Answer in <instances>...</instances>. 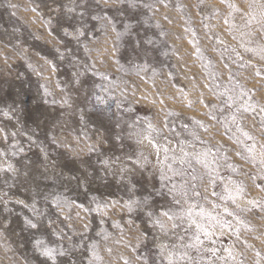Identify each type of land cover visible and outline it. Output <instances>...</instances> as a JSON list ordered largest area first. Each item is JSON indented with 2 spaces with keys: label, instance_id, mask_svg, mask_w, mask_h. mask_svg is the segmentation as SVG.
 Returning <instances> with one entry per match:
<instances>
[{
  "label": "rangeland",
  "instance_id": "rangeland-1",
  "mask_svg": "<svg viewBox=\"0 0 264 264\" xmlns=\"http://www.w3.org/2000/svg\"><path fill=\"white\" fill-rule=\"evenodd\" d=\"M50 2L0 0V109L11 105L13 99L23 100V110L16 114L19 122L0 116V128L6 132H18L14 138L0 139V152L6 154L0 155V163L10 161L21 171L25 166L40 169L44 163L41 147H44L59 171H87L92 174L90 179L93 182L78 187L75 181L54 183L38 177L41 194L55 191L74 201L73 206L65 209L71 216L70 220H65L64 215L57 212L55 205L49 201L48 215L56 220L57 228L63 229L65 238L61 240L52 235L47 227L37 233L22 230L21 214L30 215V212L23 205L16 204L15 200L31 202L33 191L29 189L30 182L20 176L13 178L10 172L0 174V192L12 197L7 206L12 209L13 221L8 231L0 235V264H45L46 258L34 248V239L40 236L53 247L57 244L67 247L69 238L73 243H82L84 247L73 258L83 260L84 264L91 256L90 249L95 241H100L99 254L103 257V264H127L129 261L140 264L141 256L151 259L159 251L156 244L160 241V233L146 222L145 210L137 208L128 213L120 204L142 196L144 188L151 192L153 185L159 187L158 161L163 160V155L150 153L144 145L137 143L135 137L123 141L124 148L118 146L120 141H110L100 145L109 158L120 157L123 160L126 154L143 151L151 163L144 169L137 166V171L123 181L119 176L106 175L104 165L100 163L104 157L89 153L86 148L87 144L96 141L94 133L101 124L119 134L122 129L132 131L130 125L133 120H150L163 128L164 136L180 144L185 137L181 132L172 135L169 126L173 122H189L199 133L205 148L215 150L222 165L219 174L225 178L217 180L214 187L205 181L200 186L199 202L209 209L213 202L234 208L231 201L212 195L213 192L223 195L224 184L229 177L245 187V196H257L258 201L264 202V189L258 187L260 179L255 171L259 165L237 154L243 149L233 136L235 127L230 120L229 126H225L223 119L229 116V108L220 110L227 97L218 95L225 88L239 92L242 86L249 96L254 97L252 103L264 105V89L261 88L264 85V62L256 53L246 51L264 46V39L261 38L264 32L260 31L259 24L253 22L251 29L244 28V12L230 10L225 0H204L203 3L200 0H138L136 7L122 5L119 9L97 6L94 0H89L88 4L77 0L80 7L75 13L59 16L51 12ZM67 2L64 0V3ZM232 2L247 11L248 0ZM145 4H152L153 7L147 8ZM97 15L111 17L116 25L115 31L124 35L117 39L111 28L105 31L101 22L94 19ZM49 18H53L51 25ZM70 25L74 26L71 31L75 28L84 30L85 36L80 37L79 42L61 30ZM49 28L55 31L49 32ZM54 45H58L64 53L63 60L59 59ZM44 58L55 63L56 67L50 69L45 65L41 68ZM29 64L34 68H30ZM77 70L83 73L80 84L74 83ZM41 72L43 75L39 74ZM44 85L53 92V96L45 94ZM105 88L108 91H104ZM62 89L72 96L73 106L70 109L52 103L53 99H60ZM86 94L90 96L87 104ZM213 105L217 107L213 108ZM79 109H83V113ZM210 112L215 113V120ZM245 115V130L257 141L264 140L258 112ZM197 121L202 123L197 125ZM117 122L120 128H114ZM141 127L146 128L147 123H142ZM53 135L59 137L62 143H53ZM29 136L33 137L31 141ZM87 136L92 139L87 140ZM17 141L25 151L13 156L15 148L10 146ZM73 151L79 152V155H72ZM186 151L191 152L188 148ZM194 166L199 170L200 165L195 161ZM174 167L179 168L178 164ZM250 176L252 179H249ZM129 181L136 185L135 189H131ZM93 197L101 202L120 203L106 216L98 212L85 214L79 205L95 207L91 204ZM154 199L156 205L164 203L160 197ZM43 205L44 201L40 199L38 206ZM3 208L0 205V216H8ZM247 208L249 210L239 213L244 223L224 213L222 207L217 209L231 221L239 248L236 250L231 237L217 235L219 246L226 244L232 248L236 260L228 259L227 253L218 252L217 257L224 256L226 261L211 257L216 264H239L240 261L256 264L257 260L264 264V212L255 205H247ZM77 211L83 219L76 216ZM84 224H87L86 230ZM236 227L239 236L234 231ZM176 231L183 235L182 230ZM141 233H146V237L141 238ZM103 234L108 235L107 240L102 239ZM185 240H188L187 236ZM163 242L175 244L177 237L170 235ZM108 248L112 251H107ZM258 251L259 257L256 256ZM241 252L243 255H240ZM65 259L58 257L57 264H63Z\"/></svg>",
  "mask_w": 264,
  "mask_h": 264
},
{
  "label": "snow or ice",
  "instance_id": "snow-or-ice-1",
  "mask_svg": "<svg viewBox=\"0 0 264 264\" xmlns=\"http://www.w3.org/2000/svg\"><path fill=\"white\" fill-rule=\"evenodd\" d=\"M94 2L97 6L103 5L104 7L119 9L122 5L136 7L138 0H94ZM160 2H162V0H160ZM200 2L203 3L204 0H200ZM82 3L88 4L89 0H82ZM225 3H227L230 10L244 12L242 17L244 28L251 29L253 22H255L260 25V31L264 32V0H248L247 11H244L237 4L233 3L232 0H225ZM9 6L14 7L13 5ZM144 6L147 8L153 7L152 4H145ZM49 7L52 13L59 16L62 13L65 15L75 13L80 7V4L77 3V0H68L67 3H64V0H51ZM228 15L231 16L232 12L229 11ZM52 19L53 18H49L48 20L50 25L52 24ZM94 19L101 22L102 28L105 31L111 28L115 32L117 39L124 35V33L115 31L116 25L111 17L97 15ZM72 27L74 26L62 27L61 30L66 36H73L77 42H79L80 37L85 36V32L81 28H75V31H71L70 28ZM128 27H130V25ZM128 27L125 28V32H127ZM233 27H235L234 23ZM48 31L53 32L55 29L49 28ZM241 35H247V33H241ZM261 38L264 39V36ZM149 43H152V41H149ZM85 47L87 48V45H85ZM54 48L59 55V59L63 60L65 56L60 50V47L54 45ZM246 51L256 53L259 55L261 62H264V46H260L259 48H248ZM21 54L23 55L24 53L21 52ZM237 55H239V53H237ZM45 65L50 69L56 67L55 63L47 58H44V64L40 67L43 68ZM29 67L34 68L32 64H29ZM39 74L43 75L42 72ZM82 75L83 73L77 70L74 73V83L80 84V76ZM105 79H107V77H105ZM43 87L46 95H54L47 85ZM110 87L111 85H109V88ZM261 88L264 89V85H262ZM104 91H108V88H105ZM218 95L227 97V99L223 101V107H221L220 110L223 111L224 107L229 108V116L223 119L225 126H229L230 120L231 125L235 127L233 136L243 149L238 150L237 154L259 165V168L255 170L260 179L258 187L264 189V140L257 141V138L249 131L245 130L243 126L244 121L247 119L245 114L248 112H257V110H259V123L261 125V132L264 134V105H254L251 102L254 100V97L249 96L248 92L245 91L242 86L239 92L225 88L223 93H218ZM89 99V94H86V104L89 102ZM96 99L102 100L101 97H96ZM52 103H58L70 109L73 106V99L70 94H66L62 89L60 99H53ZM22 105L23 100L13 99L11 105L6 106L4 109H0V116L6 117L9 120L16 119L17 122H19V118L16 114L23 110ZM233 106L234 110H232ZM215 107L217 106L213 105V108ZM79 111L83 113V109H79ZM209 115L213 120L217 118L214 112H210ZM81 119H83V116H81ZM142 123H147V127H141ZM196 123L200 125L202 121H197ZM120 127L121 125L119 122L114 125V128ZM130 127L132 131H124L122 129L121 133L117 134L112 128L101 124L94 133L97 137L96 141L87 144L86 148L89 153H97L104 157L100 160V163L104 165L103 171L106 175L119 176L121 181L127 179L132 173L136 172L137 166L139 169H144L146 165L150 164L151 161L148 155L143 151H139L126 154L123 160L120 157L111 159L104 153L100 145L107 144L110 141H120L121 143L118 146L124 148L125 145L123 141L135 137L137 143L140 145L148 141L152 147L156 149L158 156L161 152L163 153V160L158 161L159 187L153 185V190L151 192H149L147 188H144L145 194L130 198L124 201L123 204H120V207L128 213L134 212L137 208L144 209V214L147 217L146 222L150 223L152 228L160 233L158 239L161 242L157 244L159 251L155 253L151 259L147 256H141L139 258L140 264H164L165 261L166 264H216V260H213L211 257H217L219 249L214 246L206 247L205 240L213 241V244H215L213 240L214 236L225 235V229L233 230L231 221L225 219L223 214L218 212L217 209L222 207L224 213H228V215L234 216L240 223H244V221L240 219L239 213L249 210L247 205H255L264 212V202L252 199L248 200L246 204H241L239 201L244 199L245 187L229 177L224 184L223 195L217 192H213L212 195L219 196L223 201H231L235 207L230 209L226 204L221 205L213 202L212 207L209 209L206 207V204L199 202L201 192L198 191V186H202L204 182L207 181L209 186L214 187L217 180H225V178L219 174L222 165L217 155L214 154L211 149L189 152L186 151L184 147L180 148L179 155H177L167 146L171 141L168 140L167 136L163 135V128L157 124L151 121L137 122L133 120ZM207 130L206 128L205 131ZM229 131H231V127H229ZM24 134L27 135V133ZM17 135L18 132L16 131L6 132L4 128H0V139L6 140L14 138ZM191 135L196 140L200 139V135L197 131L193 130ZM161 138L163 143H161ZM28 139L31 141L33 137L29 136ZM86 139L91 140L92 137L87 136ZM246 141H252L253 143L248 144ZM52 142L62 143L60 138L55 135L52 137ZM189 143L188 141L182 142V144ZM65 146L67 145L65 144ZM10 147L15 148V150L12 151L13 156L25 151L24 147L20 146L18 141L15 145ZM79 151L84 150L80 149ZM41 152L43 154L44 163L40 166V169H32L25 166L24 170L21 171L12 162L6 160L0 163V174L10 172L13 178L20 176L26 182H30L29 189L33 191L31 202H26L23 199L15 200L16 204L23 205L24 208L28 209L30 212V215L21 214L22 230L37 233L40 232L42 228L47 227L52 235L58 236L63 240L65 238L63 229L57 228L55 226L56 220L48 215L49 201L51 204L55 205V210L57 212L64 215L65 220L71 219V216L67 214L65 209L73 206L74 201L69 200L67 197L55 191L41 194L39 191L40 184L38 182V177L43 180L53 181L54 183L64 180L68 182L75 181L79 187L90 185L93 182L92 179H90L92 174L87 171H80L79 169H69L67 173L59 171L56 162L49 158L47 149L41 147ZM170 152H172L171 155H169ZM0 155L6 154L0 152ZM72 155H79V152L73 151ZM129 161H131V163H129ZM193 161H195V164L200 165L199 170L194 166ZM177 163H179L181 167H174ZM89 167H91V165H89ZM228 167H232V165H228ZM74 172L79 174H73ZM101 179H103V177H101ZM249 179H252V177L250 176ZM5 183H7V181H5ZM129 184L131 189L136 188V185L132 184L131 181H129ZM154 197H160L164 200V203L162 205H156ZM11 199L12 197L8 196L7 193L0 192V205H3V211L8 213V216H0V235L8 231L13 223L11 219L12 209L7 206ZM40 199L44 201L42 207L38 206ZM204 200L207 201V197H204ZM119 203V201L101 202V200L93 197L91 204H94L95 207L79 205V208L82 209L85 214L89 212H98L102 216H106L109 210ZM76 216L83 219L80 211L76 212ZM69 227H71V225H69ZM84 228L85 230L87 229V224H84ZM176 230H182L183 235H180ZM234 231L237 236L240 235L238 228ZM170 235L177 237V243L169 245L163 242ZM186 236L188 237L187 241L185 240ZM145 237L146 233H141V238ZM102 239L107 240L108 235L103 234ZM245 243H247V241H245ZM83 247L84 245L82 243H73L70 238L68 239L67 247L63 244H57L53 247L43 236L34 239V248L41 256L46 258L45 264H49V262H51V264H57L58 257L66 258L63 264H84L83 260L73 258L77 251ZM99 249L100 241L93 242L90 249L91 256L88 258L87 264H97V262L103 264V257L99 254ZM107 251L111 252L112 249L108 248ZM225 251L228 258L236 260L232 248L226 249ZM193 253H195V255ZM206 254H210V256ZM240 255H243V253L241 252ZM256 256H260L259 251L256 253ZM217 259L226 261V257L224 256H219ZM127 264H131V261L127 262ZM239 264H243V261H240ZM256 264H260V261L257 260Z\"/></svg>",
  "mask_w": 264,
  "mask_h": 264
},
{
  "label": "bare ground",
  "instance_id": "bare-ground-1",
  "mask_svg": "<svg viewBox=\"0 0 264 264\" xmlns=\"http://www.w3.org/2000/svg\"><path fill=\"white\" fill-rule=\"evenodd\" d=\"M254 105L255 104H257V103H253ZM259 110H257V112H258ZM168 140L169 141H171V143L170 144H168L167 146L169 147V149H171L172 150V152H175L176 154H178L179 153V150H180V148L181 147H184L183 145H180V144H178V143H176L175 141H173L172 139H169L168 138ZM161 143H163V140H162V138H161ZM143 145L150 151V153H152V154H155V153H157L156 152V149L154 148V147H152V145L148 142V141H145L144 143H143ZM258 146V145H257ZM185 148V147H184ZM185 150H186V148H185ZM172 152H170V154H172ZM160 155H163V153L161 152V154ZM227 181V180H226ZM225 181V182H226ZM252 199H256V200H258V197L257 196H252V197H248V196H245L244 195V199L243 200H241V201H239L240 203H242V204H246L247 203V201L248 200H252ZM225 205V204H224ZM237 224L235 223V226H236ZM233 228V227H232ZM237 228V227H236ZM225 232H226V234H225V236L224 237H227V236H229V237H231L232 238V240H233V243L235 244V246H236V250H237V248H239V246L237 245V243H236V241H235V239H234V235H233V230H228V229H225ZM213 240L215 241V244H213V241H209V240H206V244H207V247L209 246V247H216V248H218L219 249V253L220 254H226V249H229L230 247L229 246H227L226 244H224L223 245V247H220L219 246V244H218V242H217V238H216V236H214L213 237ZM161 241H159L158 243H160ZM157 243V244H158ZM157 244H156V247H157ZM240 250V249H239ZM229 259V258H228ZM219 264H223V263H219Z\"/></svg>",
  "mask_w": 264,
  "mask_h": 264
},
{
  "label": "built area",
  "instance_id": "built-area-1",
  "mask_svg": "<svg viewBox=\"0 0 264 264\" xmlns=\"http://www.w3.org/2000/svg\"><path fill=\"white\" fill-rule=\"evenodd\" d=\"M185 126H187V127H185ZM193 130L194 129L192 128V126L189 122L178 121V123L173 122L169 126V131L172 135L177 134L178 132H181L183 134V136L185 137V139H183V141H181L180 144H182V142H184V141L190 142L189 144H183V146L186 147V149L188 148L191 152H199V151H204L205 149H211V151L215 154L214 149L205 148L206 146L201 142L200 139L196 140L193 138V136L191 135V132ZM166 135H169V133H167ZM193 163H194V161H193ZM177 164L179 167H181V165L179 163H177ZM198 191H200V186H198Z\"/></svg>",
  "mask_w": 264,
  "mask_h": 264
}]
</instances>
